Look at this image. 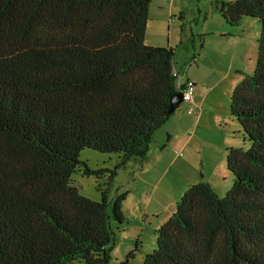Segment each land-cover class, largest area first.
<instances>
[{
  "label": "trees",
  "instance_id": "1",
  "mask_svg": "<svg viewBox=\"0 0 264 264\" xmlns=\"http://www.w3.org/2000/svg\"><path fill=\"white\" fill-rule=\"evenodd\" d=\"M151 0H0V264H107L126 193L111 202L71 183L81 149L143 159L181 88L171 47L145 43ZM231 25L261 22L256 65L229 113L244 146L219 196L196 182L157 230L143 264H264V0L222 1ZM133 253L120 264H131Z\"/></svg>",
  "mask_w": 264,
  "mask_h": 264
},
{
  "label": "rangeland",
  "instance_id": "2",
  "mask_svg": "<svg viewBox=\"0 0 264 264\" xmlns=\"http://www.w3.org/2000/svg\"><path fill=\"white\" fill-rule=\"evenodd\" d=\"M222 1L234 0H151L146 42L167 45L170 38L174 66L181 70L180 74L200 75L202 68L194 58L198 55L203 36L209 33L206 49L209 47L210 50H204L201 58L204 64L224 70L231 67L232 74L237 77L235 69H243L241 79L252 74L261 22L256 17L243 16L238 25L229 24L219 10ZM169 8L175 14H172L175 22L171 34L168 31ZM218 77L214 72L204 74L195 90L198 99H201L198 93L211 90ZM230 84L228 81L227 85ZM211 93L206 99V110L200 124L195 127L196 131L190 132L192 140L188 146H182L181 142L175 146L168 143L166 137L161 136L160 126L157 129L160 131L159 140H152L146 156L143 159L131 158L117 167L110 182L107 171L101 175L84 174V164L92 170H112L120 154L87 147L80 150L78 159L83 164L73 172L71 183L82 195L99 201L105 194L107 211L111 216L112 200L126 193L122 202L123 221L119 223L110 217L114 240L107 264H120L129 253H133L129 259L131 264H143L144 256L156 248L158 228L175 212L177 201L185 190L196 182H211L219 196L225 195L232 186L234 178L226 165L228 148H248L250 142L243 140L239 122L229 113L225 90L219 85ZM186 109L187 103L184 102L177 113L180 115ZM189 125L192 126L191 122ZM71 264L86 263L77 259Z\"/></svg>",
  "mask_w": 264,
  "mask_h": 264
},
{
  "label": "crops",
  "instance_id": "3",
  "mask_svg": "<svg viewBox=\"0 0 264 264\" xmlns=\"http://www.w3.org/2000/svg\"><path fill=\"white\" fill-rule=\"evenodd\" d=\"M168 11H169L168 16L170 17V21H168V31H169V34H171V30H172L171 28L175 22V19L172 18V14L174 16H175V14H174V10L172 8H169ZM208 35H209V33L205 37L203 36L202 42H201V47L199 49L198 55L196 58H194L196 64L202 68V73L200 75L191 74V75H183L182 76L180 74L181 70H178L176 65L174 66L175 71L179 77V81H180L181 85H184L188 79L192 80L195 83L194 97H193V101H194L193 105L195 107V111L193 113H190L188 111L189 104L187 103V109L185 110V112H182L179 115V113H177V110H175V112L172 113V116L169 118V120L164 125H162L161 136L166 137V141L168 143H172L173 146H175L177 142L178 143L181 142L182 146H188V144L191 142L192 135L190 134V132L194 131L195 127L198 126V124H200V120H201V117L203 116V112H204V110H206V106H205L206 99L208 97H210V95L212 94L211 91H213V89H215L217 86L221 85V88L225 90V95L226 96L228 95L227 98H228V104H229L231 92H232L233 88L235 87V85L241 80L240 74L242 72L244 73L243 69H235V71H237V74L239 75L237 77V76H234L232 74L233 71H232L231 67L230 68L228 67L227 70H224L225 68L224 69H219L217 67L215 68V65H213L214 67L209 66L207 64H204V60H203V62L201 61L202 52L204 50H206V52H208V50H210L209 47H207V49H206V46H207L206 41L209 37ZM145 43H147L148 45H153V46H164V47L167 46V47H171V48L173 47V45L171 44L170 38L168 40L167 45L154 44V42H146V40H145ZM209 72H214L215 74L219 75V77L215 78V82L212 85L213 88H211V86H210L211 90L208 89L205 92L202 91V92L198 93L201 96V99H198L197 98L198 95H195L196 87L198 86V83L202 79V77H204V74L207 75ZM228 81H229V84L231 82V84L229 86L227 85ZM228 87L230 90H228ZM190 122L192 124L191 127L189 125ZM195 131H196V129H195ZM159 132L158 131L155 132V134H157V135L155 137V134H154L153 140H155V141L159 140V138L157 137ZM210 184L213 185L211 182H210ZM213 188L215 189L214 186H213ZM215 191H216V189H215Z\"/></svg>",
  "mask_w": 264,
  "mask_h": 264
},
{
  "label": "built area",
  "instance_id": "4",
  "mask_svg": "<svg viewBox=\"0 0 264 264\" xmlns=\"http://www.w3.org/2000/svg\"><path fill=\"white\" fill-rule=\"evenodd\" d=\"M194 89L195 83L190 79H188L184 85H181V88L179 89V91H182L183 94V103L186 102L189 104L188 111L190 113L195 111V107L193 105Z\"/></svg>",
  "mask_w": 264,
  "mask_h": 264
},
{
  "label": "water",
  "instance_id": "5",
  "mask_svg": "<svg viewBox=\"0 0 264 264\" xmlns=\"http://www.w3.org/2000/svg\"><path fill=\"white\" fill-rule=\"evenodd\" d=\"M183 103L182 91H177L170 96L168 114H172Z\"/></svg>",
  "mask_w": 264,
  "mask_h": 264
},
{
  "label": "bare ground",
  "instance_id": "6",
  "mask_svg": "<svg viewBox=\"0 0 264 264\" xmlns=\"http://www.w3.org/2000/svg\"><path fill=\"white\" fill-rule=\"evenodd\" d=\"M194 102V101H193Z\"/></svg>",
  "mask_w": 264,
  "mask_h": 264
}]
</instances>
